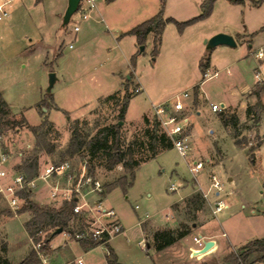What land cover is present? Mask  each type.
Returning <instances> with one entry per match:
<instances>
[{
  "label": "rangeland",
  "instance_id": "rangeland-1",
  "mask_svg": "<svg viewBox=\"0 0 264 264\" xmlns=\"http://www.w3.org/2000/svg\"><path fill=\"white\" fill-rule=\"evenodd\" d=\"M202 1L165 0L161 5L160 0H96L90 11L80 3L63 25L67 0H0L8 13L0 21V94L9 109L6 119L20 122L0 134L15 168L34 155L37 171L43 162L71 160L76 164L86 159L84 155L64 156L73 123L79 122L81 139L87 141L99 128L118 122L125 94L129 99L120 122L124 144L134 140L146 144L143 135L148 126L143 118L149 125L153 122L152 107L178 94H189L179 116L187 117L194 133L185 157L175 149L165 151L140 164L125 191L119 187L105 191L104 205L114 211L124 229L109 245L120 264H222L229 253L264 238V92L253 95L264 83H255L251 94L239 100L235 97L244 83L251 82L248 67L253 60L248 45L264 27V3L255 6L259 0H244L234 6L216 0L209 17L182 30L166 22L171 19L182 24L196 19ZM161 10L165 23L160 35L151 32L140 44L136 36L127 34ZM217 34L232 37L235 47L207 48L205 43ZM261 44L264 35L254 39L253 50ZM206 60L210 66L205 73L217 72V77L204 80L199 63ZM50 74L55 82L48 92ZM136 88L140 89L137 94ZM221 103L230 106L212 113L210 104ZM220 114L236 116L235 131L221 126ZM43 121L50 125L43 139L52 151L34 153L35 138L29 128ZM190 127L186 128L189 136ZM195 162L202 169L192 174L189 165ZM92 166L102 185L129 174L121 167L106 171L102 158H95ZM212 177L220 186L222 201L228 204L226 195L236 201L217 216L209 203L190 202L192 196L201 194L199 190L186 197L191 188L212 189ZM171 185L174 192L168 190ZM37 199L47 206L41 196ZM29 218L28 213L10 211L0 198V264H19L33 250L35 239L42 240L48 232L34 233L27 228ZM185 230L190 231L186 237L155 251L154 233L171 231L177 238ZM198 235L217 240L218 245L194 258L192 238ZM52 245L51 264H65L77 257L84 264H106L105 246L81 250L76 244L64 245L59 235Z\"/></svg>",
  "mask_w": 264,
  "mask_h": 264
},
{
  "label": "trees",
  "instance_id": "trees-1",
  "mask_svg": "<svg viewBox=\"0 0 264 264\" xmlns=\"http://www.w3.org/2000/svg\"><path fill=\"white\" fill-rule=\"evenodd\" d=\"M112 1L114 0H108V2ZM164 1L165 0H160L161 5L164 4ZM215 1L216 0H203L201 5L199 6L201 13L196 19L182 24H178L171 19L167 20L166 22L173 23L177 26L179 30H182L184 27L196 21L209 17ZM225 1L232 5H241L244 2V0ZM262 2H264V0H259L257 2H254V5L259 6ZM161 16L162 10L150 20H147L130 30L127 34L131 36H136L140 44L143 43L145 37L151 32H155L160 35L162 27L165 23L162 20ZM208 67V60L199 63V69L202 75L205 73ZM261 92H264V84L262 87L258 88V90L253 92V95L259 97V94ZM128 99L129 96L125 94L118 116V122L114 125L99 128L95 132V134L90 137L87 141L81 139L78 129L79 122L75 121L73 123V130L71 133L68 147L64 153V156H66V158L68 159L73 158L76 155H84L87 159L89 170L91 173H94L92 161L95 158L103 159L104 169L108 172L113 171L117 167H121L128 171V177L122 176L113 184L103 185L104 191H106V193H109L112 189L118 187L125 191L131 186V181L134 178V170L139 167L140 164L146 163L154 159L159 154L173 149L172 141L163 132L158 120L154 118L153 122L149 125V120L146 117L143 118V122L148 127L144 130L143 137L145 138L147 143L145 144L144 142L134 140L128 144H124L123 138L120 134L121 127L119 123L123 121ZM8 116L9 109L0 94V132H2L3 129L7 128L8 126L15 127L20 124V122L6 119ZM23 121L24 120H22V122ZM219 121L224 129L231 128L235 131V129L237 128L238 120L234 115L226 117L220 114ZM49 128L50 125L46 121H43L37 127L29 128L30 132L35 138L34 153L40 151H46L47 153H50L52 151V147L46 144L43 139L46 131H48ZM233 137L236 138L237 135L234 134ZM82 151H84V153H82ZM37 163L38 158L36 155L29 156L23 161L22 166L17 168L22 171L24 170L28 177L31 178L37 172ZM250 164L251 166L253 165L252 160H250ZM25 198V203L18 210V214L28 213L30 215L26 226L27 228L34 230V233L48 231L43 238V245L41 251L46 254H50L51 250L48 248V245L57 236L55 235V231L59 228L65 230L68 226L69 221L72 218V203H64L59 208H52L49 206H40L33 203L32 201L28 200L27 195H25ZM190 202H193V204L198 203L199 205L204 204V200L200 194H195L194 196H192ZM79 221L80 223H82V220ZM189 232V230H185L184 232L179 233L177 238L173 237L171 231H159L154 233L153 241L155 245V251L160 252L168 248L173 243H175L176 240H180L186 237ZM39 241L40 238H37L34 242L37 243ZM81 247L83 249L90 250L95 248L96 245L91 242H84L81 244ZM106 251V264H120L117 260L116 255L109 246H106ZM222 261V264H264V238L255 239L246 243L244 246L238 248L235 252H231L226 255ZM2 264H8V262L3 261ZM19 264L41 263L37 257L36 252L34 250H31ZM201 264L207 263L203 262Z\"/></svg>",
  "mask_w": 264,
  "mask_h": 264
},
{
  "label": "built area",
  "instance_id": "built-area-1",
  "mask_svg": "<svg viewBox=\"0 0 264 264\" xmlns=\"http://www.w3.org/2000/svg\"><path fill=\"white\" fill-rule=\"evenodd\" d=\"M88 8V11L95 7L96 0H80ZM79 3V5H80ZM86 16L83 15V18ZM8 18V13L0 6V21ZM73 31L78 32L75 27ZM253 57L260 62L254 73L256 83H264V50L260 49ZM204 80H209L218 76L217 72L203 74ZM136 88L134 92L139 93ZM189 98V94L184 92L174 96L172 99L153 106L152 111L158 120L163 132L172 141L173 149L181 156L190 151V137L186 134L187 123L185 118H180L184 110L183 101ZM212 113H218L224 110L222 105L210 104ZM264 141V133L263 138ZM202 169L200 162L189 165V171L192 174L198 173ZM214 181V177H212ZM215 192H220L219 184L214 181L211 185ZM170 192L175 191L173 185L169 186ZM25 195L28 200H37L40 206L43 203L37 199L41 196L46 205L52 208H59L64 203H72V218L65 230H62L61 236L65 244H82L91 242L99 246H108L111 241L123 234L121 226L114 211L104 205L105 191L103 185L89 170L87 159H81L75 164L71 160L61 163L43 162L40 169L33 177H28L22 170L15 168L12 164V156L5 147V142L0 134V198L12 211H18L25 203ZM137 207H135L136 209ZM227 208L223 201H217L213 214H219ZM79 220H82L80 223ZM43 239L33 243V250L41 264H51L54 257L42 252ZM207 239L202 236L192 238L193 248L191 252L198 251L203 247ZM144 248L142 242L139 243ZM48 248L51 250L52 245ZM199 257V256H198ZM197 258V257H194ZM65 264H84L82 257H77L73 261Z\"/></svg>",
  "mask_w": 264,
  "mask_h": 264
},
{
  "label": "crops",
  "instance_id": "crops-1",
  "mask_svg": "<svg viewBox=\"0 0 264 264\" xmlns=\"http://www.w3.org/2000/svg\"><path fill=\"white\" fill-rule=\"evenodd\" d=\"M264 2H262L260 5H262ZM244 4V3H243ZM242 5V4H241ZM259 5V6H260ZM234 6H240V5H234ZM214 34H216V33H214ZM260 35H264V27H260L259 29H258V31L256 32V36H253L251 39V44L250 45H248V48L250 49L249 50V52H248V54H249V57H252V62H251V64H250V67H248V71L250 72V74H251V82L250 83H244V85L243 86H241V88H240V91H239V93L235 96L236 97V99L237 100H239L240 99V97L242 96V95H244V94H251V90L253 89V87H254V85H255V79H254V73H255V71L257 70V68H258V66H259V64H260V62L259 61H257V59H255L254 57H253V55L256 53V52H258L260 49H262V50H264V44L262 45H260L259 47H258V49L255 51V50H253V41H254V39H256L257 37H259ZM264 61V60H263ZM209 66H210V64H209ZM207 71V70H206ZM226 73L227 74H229V72L228 71H226ZM220 105H222L224 108H226V107H228V106H230V104H228V105H225V104H223V103H221ZM239 109H241V108H239ZM196 113V115H198L199 113L196 111L195 112ZM186 119V123H187V126H188V120H187V117L185 118ZM188 127H190V126H188ZM194 133L192 132V127H190V141L192 140L193 141V139H194ZM229 182H232V180L231 179H229ZM196 190H199L200 192H201V194H203V195H201L200 193V195H201V197L203 198V200H204V202H207V203H209V206H210V208H211V210H213L214 209V207H215V204L216 203H214V202H216V201H222V199L224 198V197H222V198H220V192L219 193H217V192H213V198H210V193H211V191H212V189H210V187H208V189L206 190V191H202L200 188L199 189H193V188H191V189H189V191H188V194L186 195V197L188 196V195H191L192 193H194V191H196ZM226 197V199L228 200V204L227 203H225L226 205H227V208L224 210V211H227L228 210V208H229V204H233V203H235L236 201L234 200V198H232V197H230V195H226L225 196ZM213 199V200H212ZM182 201V199L181 200H179L178 202H176V203H174L173 205H171V207H170V209L174 206V205H176L177 203H179V202H181ZM240 208H244V206H240ZM224 211H222L221 213H223ZM221 213H219V214H221ZM219 214H217V215H219ZM216 215V216H217ZM215 216V217H216ZM123 233H124V229H123ZM143 233L144 234H146V232L145 231H143ZM210 237L212 236V235H209ZM221 237H223L224 236V233H222L221 235H220ZM209 237V238H210ZM54 240V239H53ZM52 240V241H53ZM207 240H212L213 241V239H207ZM52 241H51V245H52ZM114 241V240H113ZM112 242V241H111ZM110 242V243H111ZM110 243H109V245H110ZM214 243H215V246H217L218 245V242H217V240H215L214 241ZM64 245H65V243H64ZM66 245H68V244H66ZM81 250L83 249L82 247H81V244H76ZM108 245V246H109ZM65 247V246H64ZM110 247V246H109ZM52 248H53V245H52ZM111 248V247H110ZM112 249V248H111ZM91 250V249H90ZM88 251V250H87ZM112 251L114 252V249H112ZM115 254V253H114ZM117 257V256H116Z\"/></svg>",
  "mask_w": 264,
  "mask_h": 264
},
{
  "label": "water",
  "instance_id": "water-1",
  "mask_svg": "<svg viewBox=\"0 0 264 264\" xmlns=\"http://www.w3.org/2000/svg\"><path fill=\"white\" fill-rule=\"evenodd\" d=\"M80 0H67V6L63 15L62 23L63 25H66L71 16L76 12L78 9ZM207 45V48L212 49L217 46H227L230 48L235 47V43L232 37L225 35V34H217L214 35L208 42L205 43ZM55 82V76L53 74L49 75V81H48V92L51 90L53 84ZM121 125V123H119ZM62 229L59 228L55 231V235L61 234ZM148 247V246H147ZM215 247V243L212 240H207L204 242L203 247L198 250L191 252L192 257H198V256H204L210 252V250Z\"/></svg>",
  "mask_w": 264,
  "mask_h": 264
},
{
  "label": "bare ground",
  "instance_id": "bare-ground-1",
  "mask_svg": "<svg viewBox=\"0 0 264 264\" xmlns=\"http://www.w3.org/2000/svg\"><path fill=\"white\" fill-rule=\"evenodd\" d=\"M215 247H213L210 251H212Z\"/></svg>",
  "mask_w": 264,
  "mask_h": 264
}]
</instances>
